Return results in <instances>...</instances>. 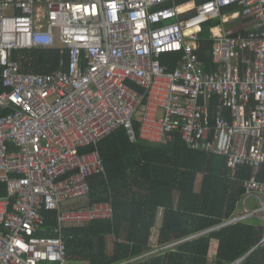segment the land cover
Here are the masks:
<instances>
[{"label": "built area", "instance_id": "obj_1", "mask_svg": "<svg viewBox=\"0 0 264 264\" xmlns=\"http://www.w3.org/2000/svg\"><path fill=\"white\" fill-rule=\"evenodd\" d=\"M217 20L209 39L217 68L207 72L201 33ZM239 20L245 30L233 28ZM59 46L70 60L51 74L24 73L13 58ZM166 55L179 57L174 70ZM0 67V183L8 192L0 264H70L62 228L112 218L110 202L66 206L86 199L89 179L105 173L97 145L120 128L131 143L178 136L192 150L227 156L233 178L250 167L242 212L220 227L264 222V0H0ZM45 209L59 212V237L37 236Z\"/></svg>", "mask_w": 264, "mask_h": 264}, {"label": "trees", "instance_id": "obj_2", "mask_svg": "<svg viewBox=\"0 0 264 264\" xmlns=\"http://www.w3.org/2000/svg\"><path fill=\"white\" fill-rule=\"evenodd\" d=\"M219 24V20L209 22L201 33V38L207 40L202 43L199 57L207 72L217 68L212 63L213 43L209 39L211 28ZM13 58L20 61L24 73L40 74H51L61 68L62 60L65 66L70 60L69 51L60 46L16 51ZM178 58L166 55L162 62L174 70ZM130 85L143 93L136 84ZM4 91L0 67V94ZM135 126L138 132V123ZM97 146L105 173L89 179L88 197L90 204L110 202L113 216L62 228L70 264H231L243 257L241 264H264V222L260 217L220 227L242 209V183L252 176L250 167L240 168L233 178L227 156L192 150L178 136L168 144L144 140L131 143L124 128ZM94 149L91 146L81 153ZM7 195V185L0 183V198ZM160 211L163 218L156 239L158 248L212 231L169 250L151 253L156 250L152 239ZM42 215L46 231L37 236L59 237L54 232L59 227V212L45 209Z\"/></svg>", "mask_w": 264, "mask_h": 264}, {"label": "rangeland", "instance_id": "obj_3", "mask_svg": "<svg viewBox=\"0 0 264 264\" xmlns=\"http://www.w3.org/2000/svg\"><path fill=\"white\" fill-rule=\"evenodd\" d=\"M239 22V23H238ZM237 24V26H236ZM235 25V27H234ZM233 28L235 30H245V27L243 26V23L239 21L234 22L233 24ZM162 115V113H160V116ZM200 181H201V178H199V181H198V184H197V189L199 190V187H200ZM70 204H72L73 206H77L78 208L79 207H83V206H86V205H89L90 204V198L87 197L86 199H83V200H75V201H72ZM259 207L258 203H256L255 200H250L249 202V207ZM159 231V230H158ZM156 245V244H155ZM213 260V257L210 258V262H212Z\"/></svg>", "mask_w": 264, "mask_h": 264}, {"label": "crops", "instance_id": "obj_4", "mask_svg": "<svg viewBox=\"0 0 264 264\" xmlns=\"http://www.w3.org/2000/svg\"><path fill=\"white\" fill-rule=\"evenodd\" d=\"M238 23H239V22H238ZM236 25H237V24H236ZM241 212H242V210H240V212H238L237 215H239ZM162 218H163V211H160L157 226L154 228V231H153V239H152V240H153V244H154V246H155V244H156V239H157V236H158V233H159L158 230H160V228H161ZM73 227H75V226H71V225H69L68 228H73ZM76 227H77V226H76ZM109 248L112 249V246L109 247ZM146 255H148V254H145V256H146Z\"/></svg>", "mask_w": 264, "mask_h": 264}, {"label": "water", "instance_id": "obj_5", "mask_svg": "<svg viewBox=\"0 0 264 264\" xmlns=\"http://www.w3.org/2000/svg\"><path fill=\"white\" fill-rule=\"evenodd\" d=\"M244 259V257L243 258H241L240 260H243Z\"/></svg>", "mask_w": 264, "mask_h": 264}]
</instances>
